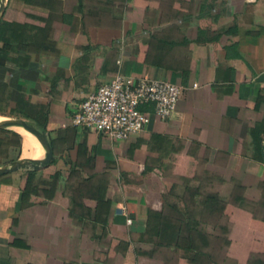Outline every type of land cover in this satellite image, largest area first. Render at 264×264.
Wrapping results in <instances>:
<instances>
[{"label": "crops", "instance_id": "crops-1", "mask_svg": "<svg viewBox=\"0 0 264 264\" xmlns=\"http://www.w3.org/2000/svg\"><path fill=\"white\" fill-rule=\"evenodd\" d=\"M44 1L48 48L1 63L0 96L45 125L56 161L0 175V264H194L146 230L149 209L188 185L225 203L206 230L221 237L214 264H264V0ZM117 71L177 84L174 112L148 106L143 130L120 141L72 125ZM17 133H0V165L25 158ZM37 143L31 159L44 156ZM66 171L103 176L101 213L75 193L70 214Z\"/></svg>", "mask_w": 264, "mask_h": 264}, {"label": "trees", "instance_id": "trees-1", "mask_svg": "<svg viewBox=\"0 0 264 264\" xmlns=\"http://www.w3.org/2000/svg\"><path fill=\"white\" fill-rule=\"evenodd\" d=\"M26 3H33V0H21ZM44 1V0H43ZM45 2V1H44ZM44 2L39 4H44ZM5 13V10H4ZM4 13L0 19V64L4 63L5 60L11 58V54H15L12 57L14 61L22 63L21 61H28V55L17 56L20 50L29 51L35 54H39L46 48L45 38L47 37L48 29L46 25L41 26L32 25L28 23H19L16 21H10L4 19ZM41 18L46 24H49L52 17H38ZM3 86H0V89ZM3 103L4 105H2ZM11 101H6L0 96V113L9 111L14 113L18 110L17 105L13 107ZM144 109H148L144 107ZM38 122V121H37ZM38 128L44 129L45 125L38 122ZM6 130V129H4ZM10 132L13 135H18L14 131ZM53 150V149H52ZM55 152L53 150V159L49 162L50 164L55 163L54 158ZM84 184L80 185L82 193H89L96 200L94 208L87 209L89 212L101 213L104 208V192L105 187L103 186L102 175H91L82 179ZM90 186V184H92ZM90 183V184H89ZM175 187H172L168 192L171 196H176ZM188 197V203L182 207L177 202L163 203L161 211H154L149 209L148 220H147V232L157 237L156 243L158 245L181 248L186 252L188 260L194 264H214V259L211 256L210 249L214 244V234H209L205 230L206 218L204 213L214 211L216 204L224 203L216 193L201 192L198 186H186L184 188ZM79 193L77 190L75 191ZM70 214L74 213V206L76 205L75 193L70 194ZM198 207L204 213L201 216H195L191 207ZM221 211L223 206H221ZM84 210V209H82ZM207 211V212H205ZM208 245V247H207Z\"/></svg>", "mask_w": 264, "mask_h": 264}, {"label": "built area", "instance_id": "built-area-1", "mask_svg": "<svg viewBox=\"0 0 264 264\" xmlns=\"http://www.w3.org/2000/svg\"><path fill=\"white\" fill-rule=\"evenodd\" d=\"M179 96L180 87L175 83L117 71L78 104L71 123L115 141L125 140L148 123L149 111L144 107L150 106L154 115L167 119L176 109Z\"/></svg>", "mask_w": 264, "mask_h": 264}, {"label": "rangeland", "instance_id": "rangeland-1", "mask_svg": "<svg viewBox=\"0 0 264 264\" xmlns=\"http://www.w3.org/2000/svg\"><path fill=\"white\" fill-rule=\"evenodd\" d=\"M42 2H44V1L43 0H33V3L25 4L24 2H22L20 0H6V7H5V13H4L3 18L10 20V21H16L19 23H28V24H32V25L33 24L38 25L41 22V18H38V17H43L40 14L39 9H38V7L40 5L39 3H42ZM30 5H32V6H30ZM48 33L50 34V31ZM47 43H48V45H50L49 42H47ZM0 117L2 119L22 118V119H25L26 121L32 123L36 127H38V122L35 119H32V118L27 119V118L22 117L21 115L16 114V113H9V114L0 113ZM6 131H14V130L11 128H8L6 130L0 129V133H2V135H9L8 133H10V132H6ZM62 174H63L62 180H64V184H63L64 190L66 191L67 194L77 193V192H75L77 190L79 192L78 194H80V196L85 195V193H82L83 191L80 190V185L82 183V179H84L85 175H86V173L84 171H79L77 173H71V172L69 173L66 171V172H62ZM175 191H177L176 196L170 197L169 200H171L172 202H177L180 205V207H182L184 204H187L188 203V197H187L184 189L178 188ZM221 206H223V210H224L225 203H222V204L217 203L215 210L208 212V214L204 213L198 207L192 206L191 209L193 210L196 217L201 216V214L204 213V216L206 218L205 219L206 220L205 230L212 231L210 233H213V231L215 229L214 227L216 226V224H218L217 216H218V214L223 212L220 209ZM205 212H207V211H205ZM220 239H221V237H218V238L216 237L214 240V243L220 242ZM207 247H208V245H207ZM211 247H214V246H211ZM211 256L214 257L213 251L211 252Z\"/></svg>", "mask_w": 264, "mask_h": 264}, {"label": "water", "instance_id": "water-1", "mask_svg": "<svg viewBox=\"0 0 264 264\" xmlns=\"http://www.w3.org/2000/svg\"><path fill=\"white\" fill-rule=\"evenodd\" d=\"M5 7L6 0H2V2L0 3V19L4 13ZM13 126L23 127L24 129L35 135L44 146L45 153L44 156L39 159L22 158L13 160L7 164L0 165V175L22 168L39 169L47 165L53 159V150L45 130L39 129L32 123L22 118H6L0 120V129H8Z\"/></svg>", "mask_w": 264, "mask_h": 264}, {"label": "bare ground", "instance_id": "bare-ground-1", "mask_svg": "<svg viewBox=\"0 0 264 264\" xmlns=\"http://www.w3.org/2000/svg\"><path fill=\"white\" fill-rule=\"evenodd\" d=\"M1 2H2V0H0V3ZM0 120H3V119L0 117ZM11 129H13L16 132H24L22 136H25V148H24L25 158H31L33 156H36V154H39L40 151H38V143H37L38 141L41 144L42 148L44 149V146L42 145L40 140L35 135H33L31 132H29L28 130H26L20 126H13V127H11ZM31 135H33L38 141L36 142L35 141L36 139L34 140L33 137H31ZM44 151H45V149H44ZM37 156H39V155H37Z\"/></svg>", "mask_w": 264, "mask_h": 264}]
</instances>
